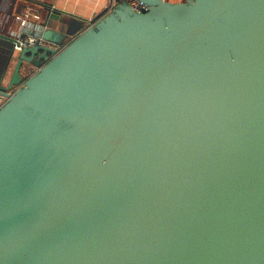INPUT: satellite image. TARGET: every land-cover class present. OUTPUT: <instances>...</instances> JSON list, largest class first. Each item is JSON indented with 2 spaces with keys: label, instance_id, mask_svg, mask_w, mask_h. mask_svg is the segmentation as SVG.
Returning <instances> with one entry per match:
<instances>
[{
  "label": "water",
  "instance_id": "obj_1",
  "mask_svg": "<svg viewBox=\"0 0 264 264\" xmlns=\"http://www.w3.org/2000/svg\"><path fill=\"white\" fill-rule=\"evenodd\" d=\"M142 3L0 32V264H264V0Z\"/></svg>",
  "mask_w": 264,
  "mask_h": 264
},
{
  "label": "crops",
  "instance_id": "obj_2",
  "mask_svg": "<svg viewBox=\"0 0 264 264\" xmlns=\"http://www.w3.org/2000/svg\"><path fill=\"white\" fill-rule=\"evenodd\" d=\"M108 3L109 0H0V32L3 31L14 37H18L22 31L24 33L27 29L22 28L15 20V16L26 7L31 6L40 16V20L31 19V25L28 26V30L38 32L46 26V29L50 28L55 32L64 33L68 31L73 23L71 27L74 30L71 32L72 29H70V32H68L71 36L65 40L64 44H66L73 40L93 19L99 15H104ZM61 21L64 22V25L60 23ZM70 22L71 24L69 25ZM67 25L69 26L67 27ZM14 65L15 60H12L6 70V80L10 79ZM35 71L36 68L31 70L26 68L23 74L27 77L28 74L31 75ZM2 103L3 100L0 98V105Z\"/></svg>",
  "mask_w": 264,
  "mask_h": 264
},
{
  "label": "built area",
  "instance_id": "obj_3",
  "mask_svg": "<svg viewBox=\"0 0 264 264\" xmlns=\"http://www.w3.org/2000/svg\"><path fill=\"white\" fill-rule=\"evenodd\" d=\"M120 2H124L128 5V7L135 11V12H143L146 9V6L142 3V0H109L108 5L105 8V14L109 13L110 11H112L117 4H119ZM31 19L35 20V21H39L40 20V16L38 15V13L36 11H34V9L31 6L26 7L24 10H22L21 12H19V14H17L15 16V20L22 26V28H25L27 30L20 32V34L18 35L19 38V42H20V46L16 47L17 50H20L21 47H27V46H31L33 45L37 40H39L41 42L40 39V35L43 31V28H41L42 30L35 32L32 30H28V26L31 25ZM95 19H93L91 21V23L94 21ZM41 27V26H38ZM45 30V29H44ZM25 37V38H24ZM23 38V39H21ZM53 46V49H55V51H60L61 47L59 46ZM51 45H48V47H51Z\"/></svg>",
  "mask_w": 264,
  "mask_h": 264
},
{
  "label": "rangeland",
  "instance_id": "obj_4",
  "mask_svg": "<svg viewBox=\"0 0 264 264\" xmlns=\"http://www.w3.org/2000/svg\"><path fill=\"white\" fill-rule=\"evenodd\" d=\"M169 2H172V3H174V2H183V1H185V0H168ZM73 24V23H72ZM72 24H71V26H72ZM69 27V29H68V31L67 32H64L65 33V36H64V38H62V42H64L65 40H67V39H69L70 37L69 36H71V34L70 33H68V32H70V29H72L71 30V32L74 30V28L73 27ZM0 59H1V57H0Z\"/></svg>",
  "mask_w": 264,
  "mask_h": 264
}]
</instances>
